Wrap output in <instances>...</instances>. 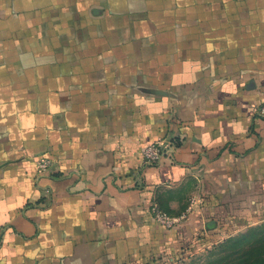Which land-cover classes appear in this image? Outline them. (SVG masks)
<instances>
[{"label":"crops","instance_id":"crops-1","mask_svg":"<svg viewBox=\"0 0 264 264\" xmlns=\"http://www.w3.org/2000/svg\"><path fill=\"white\" fill-rule=\"evenodd\" d=\"M263 103L264 0H0V264L223 240L264 212Z\"/></svg>","mask_w":264,"mask_h":264},{"label":"rangeland","instance_id":"rangeland-1","mask_svg":"<svg viewBox=\"0 0 264 264\" xmlns=\"http://www.w3.org/2000/svg\"><path fill=\"white\" fill-rule=\"evenodd\" d=\"M237 229L219 242L184 253L173 264H264V212Z\"/></svg>","mask_w":264,"mask_h":264},{"label":"built area","instance_id":"built-area-1","mask_svg":"<svg viewBox=\"0 0 264 264\" xmlns=\"http://www.w3.org/2000/svg\"><path fill=\"white\" fill-rule=\"evenodd\" d=\"M255 117L264 121V103L254 109ZM175 140L172 137H157L152 143L142 151V162L144 166L158 164L168 154L175 149ZM50 161L40 159L36 162V168L39 172H45L50 168ZM152 219L160 227L170 230L178 223V219L173 218L157 208L152 209Z\"/></svg>","mask_w":264,"mask_h":264}]
</instances>
